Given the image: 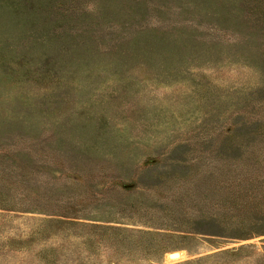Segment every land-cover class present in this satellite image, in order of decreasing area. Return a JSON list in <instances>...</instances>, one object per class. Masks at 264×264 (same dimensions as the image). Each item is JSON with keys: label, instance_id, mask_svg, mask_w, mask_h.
<instances>
[{"label": "rangeland", "instance_id": "obj_1", "mask_svg": "<svg viewBox=\"0 0 264 264\" xmlns=\"http://www.w3.org/2000/svg\"><path fill=\"white\" fill-rule=\"evenodd\" d=\"M0 264H264V0H0Z\"/></svg>", "mask_w": 264, "mask_h": 264}, {"label": "water", "instance_id": "obj_2", "mask_svg": "<svg viewBox=\"0 0 264 264\" xmlns=\"http://www.w3.org/2000/svg\"><path fill=\"white\" fill-rule=\"evenodd\" d=\"M174 254H175V253H170L169 256H172V255H174Z\"/></svg>", "mask_w": 264, "mask_h": 264}]
</instances>
